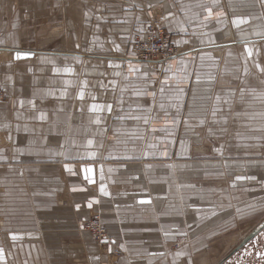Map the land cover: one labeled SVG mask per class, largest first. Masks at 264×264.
I'll list each match as a JSON object with an SVG mask.
<instances>
[{"label":"crops","instance_id":"crops-1","mask_svg":"<svg viewBox=\"0 0 264 264\" xmlns=\"http://www.w3.org/2000/svg\"><path fill=\"white\" fill-rule=\"evenodd\" d=\"M71 3L0 0V264H221L264 221L261 201L248 218L232 211L233 189L248 187V174L263 185L264 160L250 169L231 155L250 135L264 142V86L250 101L242 83L235 89L228 80L242 82L246 70L237 48L264 42V0H164L168 32L184 52L163 67L125 53L121 29L131 36L140 13L109 19L114 25L99 27L89 44L88 7ZM141 13L147 18V9ZM67 29H79L73 48L66 36L65 51L36 47L42 32ZM222 46L231 50L225 69L213 64L207 72L212 55L202 52ZM15 52L33 56L15 60ZM108 100L121 117L106 119ZM223 108L236 141L203 165L194 146L204 110L210 126L212 111ZM85 166L93 168L91 184ZM92 212L107 229L108 252L122 251L118 259L80 230Z\"/></svg>","mask_w":264,"mask_h":264},{"label":"rangeland","instance_id":"rangeland-1","mask_svg":"<svg viewBox=\"0 0 264 264\" xmlns=\"http://www.w3.org/2000/svg\"><path fill=\"white\" fill-rule=\"evenodd\" d=\"M164 0H72L71 6L73 8H83L88 7V17H89V44L97 37V33H101L102 29H99V27H105L107 26L111 27L114 24H108L109 19L111 21L114 20V18L118 17V14L120 17L122 15L125 16V14L129 12H136L140 13L138 15V22H136V25L133 26L131 36L127 37V32H125V28H122V35L125 37L124 42V48L125 53L127 56L133 58L134 60L144 63L146 65L155 66V67H163L165 63L170 61L172 58L178 56L179 54H182L184 51L181 50L179 47L176 46V44L173 41L172 36L168 32L167 29V20H166V13L164 12V8L162 5V2ZM169 3L175 4L176 2L179 3H185L189 2V4L193 0H166ZM97 6L102 8H97ZM182 7V6H181ZM145 9L148 11L147 18H144L145 14H142L141 12H144ZM69 16H73V18L78 17L79 14L73 13L69 14ZM115 28H118V25H115ZM148 27H153L154 32L152 35L148 32ZM119 29V28H118ZM110 33V31L108 30ZM107 32V33H108ZM79 33V29L77 30H68L67 31H47L41 33L37 37L39 41H41L40 46H36L38 48H41L45 51H65L63 48V41H61L59 38L61 37H67L66 43L68 44V48H73V46L70 44L71 40H73V37H77ZM60 35V36H59ZM103 37L106 36V34L102 35ZM56 37L53 41H57L53 43L52 45H47V40L49 38ZM72 37V39H71ZM26 40V39H25ZM62 42L60 45H56L58 42ZM96 42V41H95ZM151 42H155L159 45L160 51L153 57H146L145 53H147V48ZM46 45H43V44ZM97 46L93 45L90 47V52H93V50H96ZM93 49V50H92ZM238 50L235 52H238L240 54H245V65L246 70L244 71L240 82V78L238 76H235L232 80L228 78L229 83L232 82V86L236 88H241V83L244 85V89L248 90L250 101L252 98L256 97L255 91L257 89L262 88V85L264 86V42L261 43L260 47L257 48V45L255 46H248L243 48H237ZM242 49V50H241ZM70 50V49H69ZM88 50V51H89ZM244 51V52H243ZM231 52L230 49L227 47H215L212 49H206L202 54L207 55L208 53H211V60L209 61V58H207V62L205 61L204 69L208 72L214 67H217V69L222 68V70L225 69V56L226 53ZM243 52V53H241ZM81 53V52H80ZM201 53V52H198ZM196 52V54H198ZM251 53V54H250ZM214 57V58H213ZM217 60V61H216ZM205 72L204 74H208ZM245 78V79H244ZM0 91L2 94V98L0 102L6 101V95L4 91L0 87ZM236 91V90H235ZM235 95V94H234ZM252 96V97H251ZM222 97L221 101L226 100L224 95H220ZM104 98V95H103ZM106 100V96L104 98ZM96 101V100H95ZM102 101V95H99V100L96 102L101 103ZM109 102L105 101V104H113L108 100ZM227 101V100H226ZM90 102H92V97L90 96ZM109 108V107H108ZM113 108V105L111 107V110L107 109V114L105 116V113L103 116L108 118L113 117H121L122 111L117 110ZM102 112V111H101ZM146 116H148L149 110L144 111ZM142 112V113H144ZM186 113V111H184ZM116 113V115H115ZM136 113V112H135ZM152 113H155V111H152ZM231 111L227 109H219L217 111H212V122L210 126L206 125L208 124V117L210 115V110L205 109L203 113V119L205 118L206 124H203L201 127L202 130V136H201V142H199V145H195V152L197 151V148L199 147L200 154L195 157H204V159L200 160L199 162L203 165H209L206 162L209 161H218L220 159V155H217L214 153V150H221L224 148V143L226 140L228 141H236V130L228 127L229 125L226 124L228 118H230ZM156 116V115H154ZM217 125H214V124ZM208 126V127H207ZM210 129V130H209ZM238 131L240 132V128L237 127ZM211 131V136L210 135ZM244 133V132H242ZM235 134V135H234ZM233 135V136H232ZM252 136H249V140L245 141L243 144V147H237L236 145H240V143H233V150L231 153L234 160H243L248 161L251 169V163L257 160L263 161L264 160V154L263 151L256 152V149L261 148L264 145L263 141H260L257 143L256 141L251 140ZM264 139V137H263ZM259 144V147L257 146ZM264 147V146H263ZM243 148V151H246L244 153L248 154L247 156H238L239 153L237 152V149L240 150ZM209 150L213 152H209ZM230 151V150H229ZM241 152V151H239ZM197 154V152H196ZM224 154V152L221 151V155ZM223 160L224 157H223ZM259 161V162H260ZM235 176V175H234ZM239 176V175H237ZM240 177V176H239ZM234 180V178H233ZM240 182V180H239ZM248 187H244L242 190H236L233 189V207L232 211L234 214L238 215V217L242 214L244 218H248L250 215L253 216L258 211V208H253L257 204V202L261 201L259 203V209L263 208V210H259L260 214H264V180L263 185L256 184L253 181H251V176L248 174ZM251 184L254 185L253 188L251 187ZM238 198V199H237ZM259 198V199H258ZM249 207V210L247 208ZM253 208V210H252ZM229 213V212H228ZM242 217V218H243ZM98 219L100 221L101 227L106 231L107 239L104 243H99L94 237L92 236V233L87 231V224L90 221H95ZM80 230L84 233H87L90 238L95 242V244L99 247V249L102 252H108L109 243L110 241L107 229L105 228L101 216L98 212H92L88 218L80 224ZM86 230V231H85ZM109 253V252H108ZM111 257L114 259H118L122 255V251L115 248L112 252L109 253Z\"/></svg>","mask_w":264,"mask_h":264},{"label":"flooded vegetation","instance_id":"flooded-vegetation-1","mask_svg":"<svg viewBox=\"0 0 264 264\" xmlns=\"http://www.w3.org/2000/svg\"><path fill=\"white\" fill-rule=\"evenodd\" d=\"M259 235V243L255 246L249 243L246 247L239 248L222 264H264V229Z\"/></svg>","mask_w":264,"mask_h":264},{"label":"built area","instance_id":"built-area-1","mask_svg":"<svg viewBox=\"0 0 264 264\" xmlns=\"http://www.w3.org/2000/svg\"><path fill=\"white\" fill-rule=\"evenodd\" d=\"M148 32L150 35H152L154 32V28L148 27ZM158 51H160L159 45L156 44L155 42H151L147 48V53H145V55L146 57H153L154 55L158 53ZM2 97L3 96L0 91V100ZM86 230L91 232L94 239H96L99 243H104L107 239L106 231L103 229V227H101L100 221L98 219H96L95 221H90L87 224Z\"/></svg>","mask_w":264,"mask_h":264},{"label":"water","instance_id":"water-1","mask_svg":"<svg viewBox=\"0 0 264 264\" xmlns=\"http://www.w3.org/2000/svg\"><path fill=\"white\" fill-rule=\"evenodd\" d=\"M20 53L21 54V58L17 59L16 58V54ZM33 55L32 54H28V53H21V52H15L13 54V58L15 60H21V59H27V58H31ZM264 229V221L259 224L255 229H253V231H251L246 237H244L240 244L238 245V247H236L229 255L228 257H226V259H228L236 250H238L239 248L243 247V246H247L249 243H252V245H256V243L260 242V232L261 230ZM225 259V260H226ZM224 260V261H225ZM223 263V262H222ZM221 263V264H222Z\"/></svg>","mask_w":264,"mask_h":264},{"label":"snow or ice","instance_id":"snow-or-ice-1","mask_svg":"<svg viewBox=\"0 0 264 264\" xmlns=\"http://www.w3.org/2000/svg\"><path fill=\"white\" fill-rule=\"evenodd\" d=\"M209 15H211V11L209 10ZM241 22H244V21H234V23H241ZM251 54V53H250ZM16 58L17 59H19V58H21V54L20 53H17L16 54ZM167 81H164V82H162V84L163 83H166ZM161 91H163V88H161ZM81 98H82V96H81ZM97 106H95V105H93V110H95V108H96ZM109 107V110H111V106L109 105L108 106ZM145 122L147 123V120H145ZM89 144H91V141H89ZM89 156H92V155H94V154H92V153H89L88 154ZM66 170L67 171H69V172H71L72 170L70 169V168H67L66 167ZM82 171H83V173H84V179L88 182V183H93L94 181H93V177H92V173H93V168L92 167H89V166H85V167H83L82 168ZM238 179H243L242 177H238ZM104 191V189L103 188H101V192H103ZM144 201H142V203H143ZM89 206H91V205H89Z\"/></svg>","mask_w":264,"mask_h":264}]
</instances>
